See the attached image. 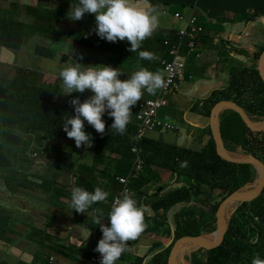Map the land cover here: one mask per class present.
<instances>
[{
    "label": "clouds",
    "instance_id": "clouds-1",
    "mask_svg": "<svg viewBox=\"0 0 264 264\" xmlns=\"http://www.w3.org/2000/svg\"><path fill=\"white\" fill-rule=\"evenodd\" d=\"M43 1L49 2L50 5L46 9L40 10L39 5ZM64 1L66 0H58L55 3L52 0H29L26 4H22L20 0H0V11L5 10L7 12L6 17L12 20L29 14L31 10H39L41 13L34 15L36 21L32 25L29 23V25L36 26L44 22H52V25L45 27L44 31L48 36H62L63 41L68 40L77 32L81 33L73 43L75 51L71 55L58 54L64 66L59 69L58 74L47 78L45 82L52 86H58L60 91L48 94L45 99L56 104L57 113L62 114L63 129L67 133V137L75 140L76 147L79 148L77 151H84V157L92 160V166L89 168L95 171L99 183V186L91 184L90 191L80 186L73 187L67 209L70 212L74 210L80 214L86 213L87 217L91 218L92 222L99 228V232L96 233L99 236V242L95 248L94 264H120V261L125 257L124 252L133 245L139 248L141 242L151 233L147 219L154 208L148 204H140L136 195L141 192L135 189V186L140 185L138 182L142 176L147 173L141 150L143 145L145 143H161L163 145L161 150L183 154L176 155L171 167L165 166L164 170L171 173L174 183H176L175 175L180 179L178 170L190 167L187 158L203 154L212 141L215 144L211 126L212 111L218 104L230 102L221 101L214 107L211 106V102L209 104L210 116H207L206 101L213 92L208 99L201 103L193 101L188 110L190 118L202 117L210 124L211 140L200 151L168 145L151 138V134L177 136L181 133L180 123L175 125L171 122L175 120H170L165 116L164 120H161L159 112L163 108L171 109L173 101L177 98L176 95L182 90V84L187 74L183 56H190L192 60L201 59L202 46L206 40L211 39L214 51L218 54L219 60H222L221 64L225 66L224 70L229 69L231 72V67H235L237 70L245 68L247 63L245 64L241 58L248 57L252 52L253 58L259 57V71V60L264 54V38L257 44L255 50L250 49L244 42V39L249 38L246 37L249 33H244L242 36L241 30L232 34V38L229 37L230 27L243 24L236 22L233 14L221 13V10L215 8L205 10L197 3L194 4V7L183 8L179 11L176 6L170 7L161 3L157 4L158 7H156L148 0H69L67 4ZM171 9H175V11L172 12ZM185 9H189V14H180ZM160 12L159 18L168 20V27L173 26L166 34H162L166 31L162 29L159 18L157 19ZM193 18L195 19L194 23L192 22ZM263 20L264 15H261L258 17L257 23H261ZM177 24H180L181 27L175 30ZM85 33H91V35L85 37ZM152 42L158 44L162 51L159 59L156 60L148 51V46ZM80 43L84 45L81 46ZM21 48L22 46L15 49L14 46L3 45L0 39V64L19 63L21 61ZM123 48H126L127 51L121 54L120 51ZM39 51L35 49L31 55L38 56L37 52ZM184 51H187L188 54H184ZM96 52L99 53L98 56L95 55ZM126 58L152 60L151 67L149 70L145 67H139L131 75L127 74L121 67L122 61ZM91 64L93 65L91 66ZM259 76L261 77L260 71ZM37 80H39L38 77L34 75L32 83L13 81L7 87L0 85V88L12 92L21 91L27 95L26 87L34 86ZM230 81L231 77L229 76L223 88L229 87ZM262 81L264 82L263 79ZM145 89L149 94H155L159 89V94L154 99H147L143 95ZM72 93H85L87 98L81 102L79 96L71 100L70 98L59 97L61 94L70 95ZM170 96L171 100L168 99ZM60 104L62 105L60 107H63L62 112L59 110ZM71 110H75V114H71ZM232 111L227 109L219 115V127L223 115ZM247 118L254 123L264 122V119L254 121L248 116ZM3 129L14 137H20V134L14 129L5 125ZM190 130L192 131L191 127ZM197 130L200 131V135L202 131H205L200 128ZM251 133L258 135L259 140H262L260 135L264 133ZM222 142L225 150L232 158L251 156L263 163L258 158L245 155L243 152H238L239 156H232L226 149L223 138ZM85 146L96 149L98 152H105L104 158L99 161L100 166H103L102 168L98 166L96 153L94 152L92 157L90 155L92 151L86 150ZM15 147L20 150L22 144L15 142L8 144V148ZM128 148L131 151V158H125L120 153L121 150ZM26 150L22 152H26ZM32 150V158L39 162L40 153L38 150L44 149L36 150L33 148ZM217 156L219 155L217 154ZM112 158H117V161L112 163L109 160ZM106 159L112 163L110 167L109 165L105 166L104 161ZM77 165L79 164L77 163ZM151 170L158 171L161 168L151 167ZM256 174L257 178L254 182H245L237 190H229L225 186H217L213 182L204 184L192 176L191 179L197 188L190 195L185 193L184 188L177 189L179 193L178 202L181 203L178 207L182 208L174 215L167 216L165 222L170 225L168 236H160L154 233L155 236L163 238L164 241L154 239L147 248V253H140L137 255L138 258L144 260L145 264H194L193 255L197 254L198 251H210V247L219 244L216 233L218 217L220 218L221 207L224 202L243 187L256 184L259 181L258 172ZM101 184L105 188H102ZM221 189L223 190L222 196H218L215 191ZM109 193L111 195L107 199ZM144 195L151 196L152 194L146 192ZM163 201L166 203V208H170L168 207V200L165 198ZM207 202L210 205L218 202L216 229L199 236L180 235L177 231V227H179L178 217L186 211L187 205L195 204L209 210V206L203 205ZM236 202H234L236 207L231 209L234 205L232 204L227 210L230 215V223L241 203V201ZM92 205L96 209L89 211ZM98 205L101 206L99 209H97ZM261 223H264V220L259 221L257 217V223L249 225L257 233V241L252 240L250 242H257L258 245L255 248L250 247L240 264H264V253L259 254L257 252L264 246V242L259 244L264 238V228L260 229L259 227ZM228 230L229 228L225 234ZM89 236L90 234L86 240ZM200 236L209 237L215 242L208 245V248L193 249L191 247L192 238ZM49 259L51 262L54 261L52 257Z\"/></svg>",
    "mask_w": 264,
    "mask_h": 264
},
{
    "label": "crops",
    "instance_id": "crops-1",
    "mask_svg": "<svg viewBox=\"0 0 264 264\" xmlns=\"http://www.w3.org/2000/svg\"><path fill=\"white\" fill-rule=\"evenodd\" d=\"M216 1L212 0L211 7L208 9H214L216 6H219L218 1ZM204 3L206 4V0H204ZM176 8L179 11L182 10L177 6ZM201 8L204 9L203 7ZM170 13L172 14L171 11ZM180 14H189V9H185ZM160 16L161 12L157 16V19ZM159 21L162 29L166 31L162 34H166L173 27L167 26L168 20L159 18ZM256 24L257 19L252 23L234 25L229 28V37L232 38V34L241 30L242 36L244 33H249L247 40L243 38L245 45L255 50L257 44L262 39L261 37L254 38L250 32ZM202 49V58L191 60L193 64L209 65L207 71L200 74L202 80H198L196 83L187 82V79L188 81L193 80V74H186L182 90L176 95L177 98L173 101L171 109H169L173 112L168 110L164 113L165 117L170 120L176 119L181 124V133L177 136L151 134V138L168 145L179 146L193 151L202 150L208 144V141L211 140L209 121L202 117L191 119L188 110L193 101L201 103L203 100L208 99L214 90L220 89L214 84L213 70H224L225 66L221 64L222 60H219L218 54L214 51L211 39L204 42ZM159 50L161 51V48L155 42H152L148 46V51L152 53L154 60L159 59L160 54L159 56L154 55ZM184 54H188L187 51H184ZM241 59H243L245 64L247 63L246 67H252L251 62L255 58H253V53L250 52L248 57H242ZM158 94L159 89L155 94H149L146 89L143 90V95L147 99H154ZM182 113L183 115H181ZM192 126L205 131H202L200 135L190 130ZM83 153L82 151L72 153L70 164L54 165L53 169H50L46 161H43L46 156H38L40 158L39 162H45V165H38L39 162H35L29 168L20 167L18 176L14 174L13 170L8 177L0 176L1 190L5 194L12 195L11 201L15 202L13 204L0 200V264H94L96 257L95 248L99 242V236L96 233L99 232V228L96 227L91 218L87 217L86 213L80 214L73 210L70 212L67 209L73 187L80 186L90 191L91 184L99 186L95 171L89 168L92 166L90 158L77 165L76 161ZM81 164H86V167ZM104 164L105 166L109 165V167L112 165L107 159L104 161ZM100 167L102 168L103 166ZM16 169L19 170L17 167ZM157 174L161 178L163 185H166L167 182L174 184V178L171 173L164 170H152L151 174H145L149 177V182L135 186V189L141 192L136 195L139 203L142 205L148 204L154 208V211L150 212V217L147 219L151 233L149 237L141 242L139 248L136 245L130 246L124 252L125 257L120 261V264H145L144 260L138 258L137 255L140 254L141 250H147L154 239L164 241L163 238L155 236L156 229L160 227L159 224L162 221L166 220L167 216L174 215L182 208H166V203L163 201L165 197L162 196V192L152 188L153 180ZM178 175L180 179L175 175L177 189L184 188L185 193L188 195L193 193L197 185L191 179L193 175L189 169L180 168ZM9 177L14 178V182L11 184L5 180ZM100 186L105 188L103 184ZM23 191H29V194L26 195ZM146 192H150L152 195H144ZM62 201L64 204H56ZM100 207L98 205L97 209ZM95 209L92 205L89 211H94ZM4 230L10 231L5 234L3 233ZM89 234L90 236L86 240ZM252 240L257 241V233L254 238L246 240L249 246L255 248L257 242L251 243L250 241ZM53 244H57L58 254L43 251L44 248H51L52 251H55L56 249L52 248ZM5 245L8 247L7 252L4 250ZM73 247H77L78 249H74ZM257 252L263 254L264 246L259 251L257 250ZM6 254L8 258L5 257ZM50 257H54L55 260L49 262Z\"/></svg>",
    "mask_w": 264,
    "mask_h": 264
},
{
    "label": "trees",
    "instance_id": "trees-1",
    "mask_svg": "<svg viewBox=\"0 0 264 264\" xmlns=\"http://www.w3.org/2000/svg\"><path fill=\"white\" fill-rule=\"evenodd\" d=\"M153 3L154 6L166 4L170 7L177 6L180 9L194 7V4L203 7L205 10L211 7L212 0H148ZM216 1V0H215ZM218 1V2H217ZM219 6L215 9L221 10V13H231L234 15V20L238 23H252L261 15H264V0H217ZM158 4V5H157ZM1 32V44L14 46L18 49L21 41V35L23 33L13 27V30L7 28H0ZM6 35L8 40L3 41V36ZM264 47V44H263ZM94 48V46H92ZM42 51V50H40ZM39 51V52H40ZM258 59L251 62L252 67H245L241 70H237L235 67H231V81L229 87L220 88L214 90L211 97L206 101L207 116H210L209 107L215 106L221 101H230L237 104L243 112L252 120L259 121L264 119V82L259 76L258 71ZM28 94H24L21 91L12 92L9 90L0 88V176H10L11 171L18 176L19 170L17 168H29L31 163L24 159L20 153L12 156L11 148H8V144L15 142L16 144H22L19 151H23L26 146V139L30 137V143L35 149H41V144L37 141L39 136H35L32 133L34 131L42 129L45 131L42 141L54 140L63 145L72 148L71 153H75L78 147H76L75 140L69 139L67 133L63 129V121L61 123H54V126L47 122V128L40 126L38 113L36 108H30V105L36 102L33 99H27ZM49 102V101H48ZM50 105L56 104L49 102ZM48 112V111H47ZM52 113V112H51ZM71 114H75V110L70 111ZM221 130L222 138L225 143L226 149L238 148V152H243L245 155H252L264 163V134H261L262 140H259V136L252 134L246 127L241 117L234 111L227 112L221 118ZM7 126L14 129L20 134V137H14L4 131L3 127ZM51 137V139H50ZM41 141V142H42ZM7 143V144H6ZM50 143V142H49ZM228 146V148H227ZM86 150L96 153V160L98 166L101 165V161L105 152H98L96 149L85 146ZM163 147L161 143L150 144L145 143L143 145L142 156L145 160V166L147 173L151 174V167L162 168L166 166L171 167V163L177 154L176 152H168L161 150ZM44 150H38L40 156H46L50 150H54L56 155L54 158H44L50 169L55 166L63 164H70L72 154L59 153V147L54 143L51 147H44ZM61 149V147H60ZM154 152L152 153V151ZM58 152V153H57ZM120 153L125 158H131L130 148L123 149ZM37 162V160H34ZM40 161V160H39ZM190 167L188 168L190 173L197 178V180H204V173H209L210 181L217 186H225L229 190L239 189L245 182H254L257 178L255 170L251 166L234 165L222 160L216 154V147L214 142L205 150L201 155H194L187 158ZM16 170V171H15ZM9 184L14 182L13 177L5 179ZM149 182V177L143 175L138 184ZM12 195L5 194L0 187V200L6 203H13L11 201ZM219 205L214 206L213 214L204 227L205 233H209L216 229V213ZM257 217L259 221L264 220V190L255 199L250 201H241L237 212L232 216L230 227L228 232L224 235V240L221 245H218L210 251H198L193 255L194 264H240V261L244 260V255L250 250L248 240L256 236L255 231L250 228L249 225L257 223ZM62 223V222H61ZM10 230H4L3 233L7 234ZM247 241H246V240ZM264 242V238L260 243ZM258 245V244H257ZM54 249L58 250L57 244H53ZM201 262V263H200Z\"/></svg>",
    "mask_w": 264,
    "mask_h": 264
},
{
    "label": "rangeland",
    "instance_id": "rangeland-1",
    "mask_svg": "<svg viewBox=\"0 0 264 264\" xmlns=\"http://www.w3.org/2000/svg\"><path fill=\"white\" fill-rule=\"evenodd\" d=\"M22 4H26V2H29V0H20ZM53 2L57 3L58 0H52ZM72 1V0H70ZM66 4L69 2V0L64 1ZM50 5L49 2L43 1L40 2L39 9L44 10ZM51 9V8H49ZM172 12L175 11V9H171ZM41 11L39 10H31L29 14H25L23 17H16L12 20L8 19L6 17L7 12L5 10L0 11V28L4 29L7 28L8 30H13V27L16 29H19L23 35H21V41L20 45L22 46L20 53H21V61L19 63L11 62L10 64H0V85L7 87L10 84H12L13 81L15 82H29L32 83L34 81V75L38 77L39 80L36 81V84L34 86H28L26 87V90L28 91L27 99H33L36 103L33 105H30V108H36L38 113V118L40 121V126L42 128H47V122H50L54 126V123H61L63 121L62 114L57 113L56 107L54 105H50L48 100L45 99V97L48 94L57 93L59 92L58 86H52L50 84H47L45 81L47 78L53 77L54 75L58 74L59 69L64 66V63L61 62L58 54L59 53H66L68 55H71L75 51V46L73 45L74 41L81 35L80 32L75 33L72 35L68 40L63 41L62 36H55L52 37L51 35L48 36L46 32L44 31L45 27L51 26L52 22H44L41 25L36 26H30L29 23L32 25L36 21V17L34 15H39ZM181 25L177 24L175 26V30L180 29ZM82 31V30H77ZM254 38L261 37L264 38V20L261 23H257L256 26L250 31ZM85 37H88L91 35V33H85ZM246 37H249V34L246 35ZM62 38V39H61ZM67 39V38H66ZM8 40L7 36H3V41ZM44 43V44H43ZM80 45H84L83 43H80ZM42 50L38 53V56H32L31 53L35 50ZM127 49L123 48L120 53L124 54L126 53ZM162 51L156 52L154 55L159 56ZM96 56L99 55V53H95ZM190 56H183V63L186 67L187 74H193V80H190L187 82L190 83H196L198 80H202V77L200 74L205 73L207 71V68H209V65H202L199 63H192ZM122 64V69L125 73L130 74L136 70H138L139 67H145L149 70L151 67L152 60H141L139 58H126L124 59ZM243 64V62H241ZM93 64H91L92 66ZM194 70V71H192ZM13 72V73H12ZM230 70H220V69H214L213 70V78H214V84L216 87L222 88L226 81L228 80L230 76ZM79 96L81 99V102H83L84 99H86L85 93H72L70 95H64L61 94L59 97L62 98H70L74 99L75 97ZM169 100H171V96L168 97ZM198 103V102H195ZM61 104L59 105V110L62 112L63 107ZM207 106V105H206ZM48 111V112H47ZM168 111V108H163L159 112V117L161 120H164V113ZM170 112H173L169 110ZM52 112V113H51ZM175 113V112H174ZM173 124L176 125V123H179L176 119L175 121H171ZM193 131L196 133H200L199 130H197V127H191ZM220 133L222 135L221 126L219 127ZM32 133L35 136H39V139L37 141L38 144H41V149L44 147H51L55 143L59 147V153H69L72 154V148L69 146H64L63 143H60L58 141L49 140L42 141L43 136H45V131L42 129L34 131L32 129ZM258 137V135H257ZM28 137L26 139V146H28L27 150L26 148H23V150H26V152L19 151L18 148H12L11 154L12 156H15L16 154L20 153L22 157H19V159H24L29 161L31 164H34L35 161L32 158L33 154V145L30 143ZM51 139V137H50ZM42 141V142H41ZM61 147V149H60ZM228 148V146H227ZM18 149V150H17ZM37 150V149H36ZM229 153L232 156H239L238 148L228 149ZM84 152V151H82ZM58 153V152H57ZM56 155L54 150H50L49 154L46 155V158H54ZM92 157L94 155V152H91L90 154ZM88 157H84V153L80 155V157L76 161L78 164L83 163L85 160H87ZM112 161V163H115L117 161V158L109 159ZM63 164V161L60 162V165ZM38 165H45V162H39ZM86 167V164H81ZM151 169H148L150 171ZM161 170H165V166L161 168ZM204 184H208L210 181V175L209 173H204ZM172 181V180H171ZM153 189L160 190L162 192V196L165 197L168 200V207H178L181 203L178 202V196L179 193L177 192L176 183H170L167 182L166 185L162 184V180L157 174L155 179L153 180ZM24 194L28 195L29 191H23ZM215 193H217L218 196H222L223 190H216ZM107 197V199L110 197ZM106 199V200H107ZM56 204H64V202H58ZM218 202H215V204L210 205L209 202L206 204H203L205 206H209V210H207L203 206L199 205H187L186 211L180 217H178V225L177 231L180 235H190V236H199L203 235L206 231L204 230V227L208 221L210 220L213 212V206L217 205ZM236 207V204H234L232 208ZM74 211V210H73ZM75 212V211H74ZM214 215V214H213ZM66 223V222H65ZM159 228L156 229L155 233L160 236H168L170 231V225L162 221L161 224H159ZM260 229L264 228V223L259 224ZM173 235V231L171 232ZM72 245V244H71ZM1 246V244H0ZM74 249H78L77 247H73ZM4 250L7 252L8 247L5 245ZM45 252L47 253H54L58 254V250L52 251V249L44 248ZM148 250H141V254L147 253ZM79 254V253H78ZM7 257V254L6 256ZM8 258V257H7ZM53 260L54 257H52ZM75 258V256H74ZM50 262V259H49Z\"/></svg>",
    "mask_w": 264,
    "mask_h": 264
},
{
    "label": "water",
    "instance_id": "water-1",
    "mask_svg": "<svg viewBox=\"0 0 264 264\" xmlns=\"http://www.w3.org/2000/svg\"><path fill=\"white\" fill-rule=\"evenodd\" d=\"M259 71L261 73V77L264 80V54L261 56L259 60ZM233 110L236 112L247 126V128L253 133H264V122L262 123H254L250 121L247 116L243 113L240 107L232 102H222L218 104L212 111L211 115V126L213 137L216 144L217 154L226 162L235 164V165H249L252 166L259 175V181L256 184L248 185L243 187L241 190L235 192L230 198H228L221 207V215L220 218L218 217V230L216 235L220 245L222 243L223 237L225 232L230 226V215L227 210L234 204L235 201H250L257 198L264 189V164L260 161L256 160L255 158L249 157H236L232 158L224 148L222 138L220 135L219 130V122L218 117L219 115L227 110ZM236 202V203H237ZM191 240V247L193 249H201V248H208V245L213 244L215 241H212L209 237L200 236L196 238H192ZM210 247L209 250L217 247Z\"/></svg>",
    "mask_w": 264,
    "mask_h": 264
},
{
    "label": "built area",
    "instance_id": "built-area-1",
    "mask_svg": "<svg viewBox=\"0 0 264 264\" xmlns=\"http://www.w3.org/2000/svg\"><path fill=\"white\" fill-rule=\"evenodd\" d=\"M176 17H177V18H179V16H178V15H176ZM192 22H193V23L195 22V19H194V18L192 19Z\"/></svg>",
    "mask_w": 264,
    "mask_h": 264
}]
</instances>
